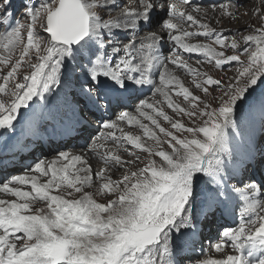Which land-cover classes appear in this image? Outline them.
<instances>
[{"label": "snow or ice", "instance_id": "6c2138e0", "mask_svg": "<svg viewBox=\"0 0 264 264\" xmlns=\"http://www.w3.org/2000/svg\"><path fill=\"white\" fill-rule=\"evenodd\" d=\"M211 7L238 19L239 5ZM19 10L0 0V172L45 137L78 138L89 117L106 131L79 154L56 151L0 184L15 197L0 199V264H185L201 225L234 198L243 209L236 227L218 233L221 258L193 264H264V174H248L257 156L264 163V8L247 34L217 32L175 0H20ZM193 37L211 43L186 42ZM185 53L236 73L225 83ZM135 150L147 154L144 166L113 179V169L141 162ZM89 156L105 167L95 171ZM94 177L95 191H85Z\"/></svg>", "mask_w": 264, "mask_h": 264}, {"label": "bare ground", "instance_id": "6f19581e", "mask_svg": "<svg viewBox=\"0 0 264 264\" xmlns=\"http://www.w3.org/2000/svg\"><path fill=\"white\" fill-rule=\"evenodd\" d=\"M129 2H131V0H129ZM175 2L177 4V9L184 11V10H187V8H186L187 6H190L192 4L199 3V0H192V3L191 4L184 3L183 0H175ZM184 12L186 13V11H184ZM206 12L207 13L204 14L205 15L204 17L205 18H208L207 21H208L209 24L212 25V24H215L216 22L218 23V19L217 18H214V17H216V15H217L218 18H219V15L220 16L222 15V11H218L217 9H215V10L208 9ZM186 29L187 30H190V31H196V28L195 27H193V28H186ZM165 41H167L170 44L169 47L172 46L171 45V42L168 40V38H165ZM188 41H191V40H188ZM188 41H186V42H188ZM192 43L195 44L197 42L195 41V42H192ZM164 46L165 45H162V51H164ZM163 55L166 56V57H171V54L170 55L163 54ZM185 62L187 64L191 65L194 68H198L201 72H204L201 69V66H200V64H202V63L197 64V63L188 62V61H185ZM175 71H176V74L179 76V78L184 82V85L186 87H189V89L191 91H193L194 94H196V95H202L200 93V91L199 90H196L194 88V86L191 84L192 77L190 75H188L185 72L180 71V70H175ZM148 94H150V92H147L146 91L144 93V96L147 97V96H149ZM216 95H219V91H218V93ZM174 99L176 100V102H181L182 101V98L181 97H174ZM127 110H129V111L134 110V106L133 107H130ZM165 111H167L169 115H174L171 112V110H169V109L166 108V106H165ZM88 120H93V118L92 117H89ZM185 120H186V118H185ZM144 122L145 123H149L148 121H144ZM161 123L164 124L165 127L168 126L163 121H161ZM122 127L124 128V131L125 132H131L133 135H141L143 137V130L140 129L138 126H128L127 124H123ZM98 128H100L99 123L97 121H95L93 123V125L90 124V123H88L87 130L84 133H82L78 138H76V140H73V141H65V142L59 141L58 142L54 138H53L52 141H49L45 137L42 141H38L37 143H34L31 146V148H29L31 152L29 151L25 155V154H23V153H26L24 151L22 154H20V155H18L16 157L14 163L9 164V166H13L14 167L13 169H9L6 172H0V184H2L11 175L22 174L23 173V170L26 169L29 166H33L35 164V162L37 161V159H42V160H46L47 161V160H50V159L54 158V156L56 155V151H58V150H60V151H68V152L73 153V154H79L85 148L86 142H87V144H91L92 142L99 143L100 141L96 140V137H99L101 135V133L105 132L106 130L101 127V129H103V130L100 131V129H98ZM90 134L92 135V138L91 139L88 138ZM117 135H120L119 131H117ZM86 138H88L89 140H87L85 142V139ZM54 142L55 143H59V145H61L62 143L63 144H66L67 147H58L59 145H53ZM145 142L148 145H152L153 144V141H150V140H146L145 139ZM72 143H74V145H72ZM39 145H42V150L39 147ZM107 147L110 148V149H115V145H112L111 143H109ZM125 147H130V146H127L126 145ZM53 149H55V151H53ZM135 151H137V154L141 156V162H138V163H136L135 165H132V166L122 167L118 171L115 170V169H113L110 173H108L109 175L112 176L113 179H120L123 175L129 174L130 172L135 171L138 168L144 166V164L147 162V159H148L147 154L146 153H142L139 150H135ZM119 154L122 156L123 159H130L131 158L122 149L119 151ZM34 155H36V156H34ZM37 157H39V158H37ZM88 159L92 163L93 168H94L95 171H99L100 168L105 167V165L102 162H100L94 156H89ZM156 159L158 160L159 158H156ZM23 161H25V162L28 161V162H30V164L27 166V165L23 164ZM96 162H100V165L96 166ZM251 175H255V177L257 178L256 174H253L252 173ZM259 179H260V176H259ZM42 180H43V178H42ZM94 181H95V183H94L93 187L87 188V189H85V191H89V192H94L95 191V188L98 185L99 181L96 180L95 177H94ZM24 190H30V189H27V188L24 187ZM9 195L10 194H5V193L0 192V199L10 200V198L9 199L6 198L7 196L9 197ZM79 195L80 194L74 193L73 197H69V198H78ZM13 199H15V197H13L11 200H13ZM96 199L99 202H105V200H104L103 197L97 196ZM35 205H33V210L36 207H42L41 205H38V206H35ZM218 226L219 227H221V226H227V224H226V222H222ZM214 227L216 228V225ZM207 237H208L207 239H212L213 238V236L211 234H208ZM198 243H199L198 246H201L203 244L202 243V239H200ZM208 245H206V247L208 248L207 255L206 256H211V258H218V256H222L221 253H216L214 251V244H212V242L210 244H208ZM227 251L230 253L229 250H227Z\"/></svg>", "mask_w": 264, "mask_h": 264}, {"label": "rangeland", "instance_id": "374dc122", "mask_svg": "<svg viewBox=\"0 0 264 264\" xmlns=\"http://www.w3.org/2000/svg\"><path fill=\"white\" fill-rule=\"evenodd\" d=\"M19 2L20 0H14V4L17 8V10H19ZM220 3H230L231 5H239V7H231V11L234 13V15L236 17H238V19H231L228 16H223V15H216V17L218 19V23L216 22L215 24H209L211 28H214L217 30V32H225V33H235L237 32V30H240L241 32H244L245 34H247V32L256 27L257 26V15H256V9L258 8H264V5H261L260 0H201V2L196 3V4H192L190 6H185L187 8L186 13H192L194 14V16L201 20V22H205L208 23V18H205L204 14H206L208 9H212L211 5L216 4L219 5ZM201 6L200 7V11H196L195 10V6ZM218 11H222L219 7L216 8ZM193 10V11H192ZM22 9H20L17 14H16V19L21 20L22 22H24L25 18L22 16ZM202 14H201V13ZM115 14V13H113ZM179 23V22H178ZM181 26L188 28L187 24H182ZM156 31H160L159 28L155 29ZM0 31H3V29H0ZM146 34V33H145ZM167 38V37H166ZM197 42V43H211V41L205 40L203 37H193L191 39V41H188L189 43L192 42ZM164 53L163 54H168L170 55L171 53L168 51L170 44L167 41H164ZM215 47V45H213ZM230 54V53H229ZM17 56L19 55V53L17 52L16 54ZM172 55V54H171ZM182 59L184 61H188V62H193V63H197V59H200L202 61H204L202 64H200L201 69L204 72H207L208 74L212 75L213 77H219L221 79H223L225 81V83H227L229 80L232 79V77L235 75L236 73V68L235 67H228L226 71H221L215 68L214 64H209L204 60V57L200 56L197 57L195 54L193 55H189V54H184L182 56ZM26 70V69H25ZM219 90H217L216 92L213 93V95H216L218 93ZM260 89L257 90V92H259ZM202 94V93H201ZM149 96L147 97H151V92L150 94H148ZM255 95V94H254ZM129 111V110H128ZM133 111V110H131ZM112 119H115V116L112 117ZM96 120V119H95ZM88 123L93 124L94 120H88ZM100 131H102L103 129L100 128ZM92 134V133H91ZM89 135V139L92 138V135ZM258 134V140L260 139V123L257 120V123L255 125V133H254V137L255 135ZM88 138L85 139V142L87 140H89ZM72 145H74V143H72ZM60 151V150H58ZM36 156V155H34ZM259 163V162H258ZM100 165V162H96V166ZM251 166L253 167L254 173L257 176V179L261 178V175L264 174V171L261 170L260 168H255L253 166V164L251 163ZM253 173L252 170H250V168H248V174L251 175ZM235 183V182H234ZM242 187V185H240ZM27 188V187H25ZM30 189V188H27ZM6 198H10V200L13 198L11 195H9V197L7 196ZM41 205L42 207L44 206L42 203L38 202L35 206ZM221 217V215L216 214L215 217H209L208 220L201 226V232L202 235L197 236L196 238V244L194 246V248L189 252V255L192 258V261H185V264H193L194 261L196 260H202L205 258H211V256H206L207 255V250L208 248L206 247V245L210 244L212 242V244L215 245V243L219 242V235L218 233L220 231L223 230L224 226L219 227L218 225L223 222L220 221L218 222L219 218ZM216 225V228L214 227ZM211 234L213 236L212 239H207V235ZM202 239V245H199V240ZM205 243V244H204ZM205 246V247H204ZM209 246V245H208ZM207 248V249H206ZM227 250L230 251V253H232V249L231 247H229ZM218 258H221V256H218Z\"/></svg>", "mask_w": 264, "mask_h": 264}]
</instances>
